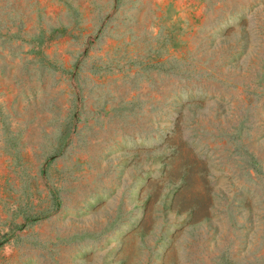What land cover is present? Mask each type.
<instances>
[{
	"label": "rangeland",
	"instance_id": "1",
	"mask_svg": "<svg viewBox=\"0 0 264 264\" xmlns=\"http://www.w3.org/2000/svg\"><path fill=\"white\" fill-rule=\"evenodd\" d=\"M0 264H264V0H0Z\"/></svg>",
	"mask_w": 264,
	"mask_h": 264
},
{
	"label": "trees",
	"instance_id": "2",
	"mask_svg": "<svg viewBox=\"0 0 264 264\" xmlns=\"http://www.w3.org/2000/svg\"><path fill=\"white\" fill-rule=\"evenodd\" d=\"M187 165L189 166V164L187 163ZM188 169H189V167H184L182 170H183V172L184 173H186V171H188ZM183 173V174H184ZM172 176V178L174 179V180H176L177 178H178V176H176V174H175V172L174 171H171L170 173H169V175H167V177H171ZM185 179H186V175L184 174L183 175V180L185 181ZM54 195V200H55V202L57 203V200H58V198L56 197V195L55 194H53ZM178 203L179 202H177V204H174L175 206L176 205H178ZM177 207V206H176Z\"/></svg>",
	"mask_w": 264,
	"mask_h": 264
}]
</instances>
